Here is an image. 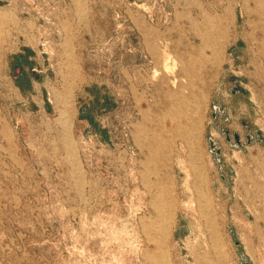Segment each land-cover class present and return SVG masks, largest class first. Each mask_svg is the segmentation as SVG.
Returning <instances> with one entry per match:
<instances>
[{"label": "rangeland", "instance_id": "obj_1", "mask_svg": "<svg viewBox=\"0 0 264 264\" xmlns=\"http://www.w3.org/2000/svg\"><path fill=\"white\" fill-rule=\"evenodd\" d=\"M254 2L0 0V264H264Z\"/></svg>", "mask_w": 264, "mask_h": 264}, {"label": "bare ground", "instance_id": "obj_2", "mask_svg": "<svg viewBox=\"0 0 264 264\" xmlns=\"http://www.w3.org/2000/svg\"><path fill=\"white\" fill-rule=\"evenodd\" d=\"M254 3H256L255 5H257L256 7H257V9H256V12H259V13H257V14H260L261 15V13H262V15H264L263 13H264V0H255V2ZM262 10V11H261ZM259 18V17H258ZM204 19V18H203ZM261 19V18H260ZM264 35V34H263ZM257 37H255V39H256ZM211 39V38H210ZM258 39V38H257ZM212 40V39H211ZM259 40V44H258V46H257V48H258V54H260L261 56V58H262V60L264 61V36H260V38L258 39ZM213 46V45H212ZM215 46V45H214ZM204 66V65H203ZM263 67H264V65H263ZM203 68V67H202ZM201 68V69H202ZM263 73H264V68L261 70ZM264 75V74H263ZM196 99V98H195ZM194 99V100H195ZM196 102H197V100H196ZM203 102V101H202ZM203 104V103H202ZM197 105V104H196ZM196 105H195V103H194V105L191 107L192 108V110L195 112V113H193L194 114V116H196ZM198 106V105H197ZM201 109V108H200ZM173 112H175V115H179L178 117H183V116H185V115H183V114H181V111H180V108H179V105L177 106H175L174 107V110H173ZM193 114H192V116H193ZM190 115V114H189ZM194 119V118H193ZM184 127H186V126H184ZM184 135V134H183ZM191 135H192V132H191ZM187 136V135H186ZM188 137V136H187ZM186 137V138H187ZM190 148H191V150L193 149V150H195V148H194V145L193 144H191L190 145ZM71 150V149H70ZM192 169H193V172H195V177H199V180H197V182H195L196 183V187L198 188L199 187V185H200V183H203L204 182V173L202 172V167H201V165H200V163L199 162H197V157H195L194 156V158H193V160H192ZM198 190H199V188H198ZM208 196V195H207ZM207 199V198H206ZM205 201V200H204ZM170 206H173L172 204L170 205ZM162 231H164V229L162 230ZM215 233V232H214ZM220 249V248H219ZM220 252V251H219Z\"/></svg>", "mask_w": 264, "mask_h": 264}, {"label": "water", "instance_id": "obj_3", "mask_svg": "<svg viewBox=\"0 0 264 264\" xmlns=\"http://www.w3.org/2000/svg\"><path fill=\"white\" fill-rule=\"evenodd\" d=\"M234 139H235V141H237V142H238V137H237V135H236V134H234Z\"/></svg>", "mask_w": 264, "mask_h": 264}]
</instances>
